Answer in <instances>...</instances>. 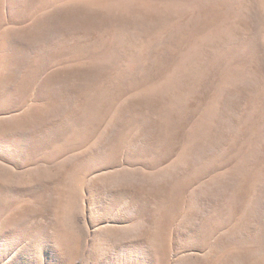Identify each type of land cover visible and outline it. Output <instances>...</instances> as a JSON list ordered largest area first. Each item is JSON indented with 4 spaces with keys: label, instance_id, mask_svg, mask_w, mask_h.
Returning a JSON list of instances; mask_svg holds the SVG:
<instances>
[{
    "label": "rangeland",
    "instance_id": "1",
    "mask_svg": "<svg viewBox=\"0 0 264 264\" xmlns=\"http://www.w3.org/2000/svg\"><path fill=\"white\" fill-rule=\"evenodd\" d=\"M13 2L0 264H264V0Z\"/></svg>",
    "mask_w": 264,
    "mask_h": 264
},
{
    "label": "bare ground",
    "instance_id": "2",
    "mask_svg": "<svg viewBox=\"0 0 264 264\" xmlns=\"http://www.w3.org/2000/svg\"><path fill=\"white\" fill-rule=\"evenodd\" d=\"M12 1V5H13V1L14 0H11ZM15 1H17L16 3H18V0H15ZM33 1V0H32ZM3 2V1H2ZM9 2V1H8ZM27 2V1H26ZM38 2H40V1H38ZM15 3V4H16ZM36 3V2H35ZM43 3V2H42ZM10 4V3H9ZM14 4V6H16ZM22 4V3H21ZM20 4V5H21ZM47 4V3H46ZM2 5V4H1ZM0 5V7H2ZM32 5V4H31ZM36 6V5H35ZM43 6V5H42ZM59 6H63V5H59ZM20 7V6H19ZM26 7H27V5H26ZM32 7H34V5L32 6ZM32 7H30L29 6V8H31V9H33L34 10V8H32ZM37 7V6H36ZM28 8V7H27ZM55 8V7H54ZM56 8H58V7H56ZM31 9H29L28 11H30ZM37 9V8H36ZM4 10H5V8H4ZM33 10H31V12L33 11ZM7 11V10H6ZM12 11V10H11ZM21 11V10H20ZM22 11H23V9H22ZM27 11V12H28ZM34 12V11H33ZM33 12H32V14H33ZM2 13V12H1ZM14 13L15 14H17L15 11H14ZM22 13V12H21ZM23 13H24V11H23ZM35 13V12H34ZM14 14V15H15ZM9 15V14H8ZM13 15V14H12ZM21 15V14H20ZM28 15V14H27ZM26 15V16H27ZM29 15H30V13H29ZM19 16V15H18ZM17 15H16V17H18ZM24 16V15H23ZM25 16V17H26ZM46 16V15H45ZM77 16V15H76ZM2 17V16H1ZM6 17V16H5ZM21 17V16H20ZM42 17V16H41ZM40 17V18H41ZM4 18V17H3ZM1 19V18H0ZM7 19V18H6ZM76 19H77V17H76ZM21 20V19H20ZM20 20H16L15 19V21L16 22H18L19 23V21ZM78 20V19H77ZM1 21V20H0ZM4 21V20H3ZM3 21H2V23L1 24H3ZM25 21H26V18H25ZM65 21V20H64ZM8 22V21H7ZM58 22V21H57ZM66 22V21H65ZM64 22V23H65ZM79 22V21H78ZM16 26V25H15ZM15 26H14V28H15ZM26 26V25H25ZM79 26V25H78ZM2 27V26H1ZM20 27V26H19ZM7 28V27H6ZM5 28V29H6ZM25 28V27H24ZM31 28V27H30ZM30 28H28V26H27V29L29 30ZM21 29V28H20ZM34 30V29H33ZM43 32L42 33H40V34H43V33H46L47 32V28H45V27H43ZM65 30V29H64ZM8 31V30H7ZM14 30H13V28H12V31H11V33L13 32ZM24 31V30H23ZM32 32V31H31ZM1 33V32H0ZM16 33V32H15ZM18 33V32H17ZM29 33V32H28ZM27 33V34H28ZM31 34V33H30ZM14 36V35H13ZM18 37H20V36H18ZM65 37V36H64ZM14 39H16L17 40V42H19V38H16L15 36L13 37ZM43 38V36H41L40 37V39H42ZM37 40H38V38H36ZM51 39V38H50ZM60 39H61V36H60ZM65 39V38H64ZM67 39V38H66ZM2 40V39H1ZM0 40V41H1ZM9 40H13V39H9ZM67 40H69V39H67ZM3 42V41H2ZM11 42V41H10ZM34 42V41H33ZM49 43H50V41H48ZM56 42V41H55ZM59 43H60V41H59ZM58 43V44H59ZM17 44V43H16ZM58 44H57V46H58ZM64 44H66L65 43V41H64ZM9 45V44H8ZM29 45H35V42H34V44L31 42V40L29 41ZM28 45V47L29 48H31L30 46ZM38 45H40L39 43H38ZM56 46V45H55ZM3 47H4V45H3ZM2 47V48H3ZM7 47V46H6ZM8 48V47H7ZM6 48V49H7ZM14 48V47H13ZM25 48V47H24ZM42 48V47H41ZM44 48V47H43ZM48 48V47H47ZM79 48V47H78ZM5 49V51H7ZM10 49V48H9ZM18 49V48H17ZM37 49V48H36ZM49 49V48H48ZM45 50V49H44ZM73 50V49H72ZM11 51H12V49H11ZM18 51H20V50H18ZM24 51V50H23ZM32 51V50H31ZM13 52V51H12ZM37 52V51H36ZM42 52V51H41ZM5 53V52H4ZM3 53V54H4ZM9 53H11V52H9ZM38 53V56H39V51L37 52ZM43 53V52H42ZM46 53V52H45ZM75 53H77V52H75ZM79 53H80V51H79ZM81 53H82V51H81ZM41 54V53H40ZM47 54V53H46ZM71 54H73V53H71ZM18 55V54H17ZM23 55V54H22ZM36 55V54H35ZM45 55V54H44ZM52 55V54H51ZM70 55V54H69ZM75 55V54H74ZM19 56H20V54H19ZM19 56H17V58L19 57ZM41 56V55H40ZM39 56V57H40ZM79 56V55H78ZM77 56V57H78ZM38 57V58H39ZM42 57V56H41ZM44 57V56H43ZM42 57V58H43ZM46 57H48V55L46 56ZM63 57V56H62ZM38 58H36L37 60H38ZM49 58V57H48ZM68 58V57H67ZM81 58V57H80ZM40 60L39 61H41L42 63H38V64H42V65H44L43 64V59L41 60V58H39ZM45 59V58H44ZM51 59V58H50ZM50 59H46V61H48V64L46 63V61H45V63L47 64V65H49L50 63H49V60ZM53 59V58H52ZM51 59V60H52ZM71 59V58H70ZM14 60H16V58L14 59ZM14 60L11 62L12 63V65H15L16 63H17V61H15L14 62ZM18 60H19V67L20 66H23V65H25V68L26 67H28V69H26L27 70V72L25 73L24 71H22L21 70V72L23 73H25V75H24V73H23V75L22 76H18L16 79H14V80H12L11 79V77L12 76H10V78L7 80V83L9 84H11L12 83V81L15 83V85L17 86V90H19L20 91V93H23V91H24V88H26V90H28L29 89V87H31L32 86V83L34 82V80L36 79V77H37V73L40 71V70H42L41 68H40V66H38V64H32V62H31V59H29V60H27V61H25V59H24V57H19L18 58ZM22 60V61H21ZM50 60V61H51ZM59 60V59H58ZM57 60V61H58ZM67 60V59H66ZM73 60V59H72ZM78 60V59H77ZM31 63H30V62ZM34 61H35V59H34ZM74 61V60H73ZM58 62H63V59L61 60V61H58ZM64 62H66V63H68L69 61L67 60V61H65L64 60ZM63 62V64H66V63H64ZM70 62H72L71 60H70ZM34 63H36V62H34ZM53 64V63H52ZM51 64V65H52ZM57 64H59V63H57ZM61 64V63H60ZM41 65V66H42ZM11 66V65H10ZM46 65H44V68H46L45 67ZM50 66V65H49ZM43 67V66H42ZM48 68V67H47ZM14 69V68H13ZM12 69V70H13ZM21 69V68H20ZM19 70V69H18ZM13 73V72H12ZM14 74V73H13ZM48 75V74H47ZM14 76V75H13ZM56 78H58L59 79V73H57V72H54V73H51V74H49L46 78H45V80L42 82V84H41V86H42V89H43V91L41 92V93H45L46 95L47 94H49V92L51 91V90H53L54 88L51 86V83L54 81V80H56ZM54 83V82H53ZM7 84V85H8ZM12 85H13V83H12ZM40 86V85H39ZM55 87V86H54ZM10 88V87H9ZM1 90V89H0ZM40 90V89H39ZM64 90V89H63ZM29 91V90H28ZM81 91V90H80ZM15 92V91H14ZM53 92V91H52ZM65 92H66V90H65ZM37 93H39V92H37ZM69 93V92H68ZM14 94H16V93H14ZM5 95V94H4ZM26 95V94H25ZM58 95V94H57ZM7 96V95H6ZM66 96V95H65ZM5 97V96H4ZM52 97V96H51ZM11 98V97H10ZM53 98V97H52ZM70 98V97H69ZM2 98L0 97V100H1ZM3 100V99H2ZM1 100V101H2ZM65 100V99H64ZM50 101V100H49ZM58 101V100H57ZM68 102H70V101H68ZM72 102V101H71ZM55 103V102H54ZM14 104V103H13ZM2 105V104H1ZM16 105H17V102H16ZM65 105V104H64ZM55 106V105H54ZM9 107V106H8ZM48 107H50V106H48ZM61 107V106H60ZM63 108V107H62ZM51 109V108H50ZM65 109V108H64ZM43 110V109H42ZM41 110V111H42ZM47 111H48V109H47ZM60 111V110H59ZM47 113V112H46ZM62 113V112H61ZM48 114V113H47ZM64 114H65V112H64ZM63 114V115H64ZM42 116V115H41ZM60 116H61V114H60ZM62 118V117H61ZM60 118V119H61ZM39 120V119H38ZM47 120V119H46ZM45 124V123H44ZM22 125V124H21ZM25 126V125H24ZM32 126H34V125H32ZM38 126V125H37ZM51 126V125H50ZM53 126V125H52ZM46 127V126H45ZM38 128V127H37ZM37 128L36 129H34V131L33 132H35L34 134H36V131L35 130H37ZM43 128V127H42ZM53 130H54V128H53ZM27 131V129L25 128V129H22V127H20V125H13V124H11V125H8V126H3V127H0V137H11V136H14V138H15V140H12V139H10V140H8V141H11V143L13 144V146L14 145H18V142H19V140L21 139V137H24V135H25V132ZM43 132H45V131H43ZM56 132V131H55ZM46 133H47V131H46ZM50 133H52V132H50ZM54 133V132H53ZM57 133V132H56ZM68 133H69V131H68ZM26 134H28V132L26 133ZM55 134V133H54ZM63 134V133H62ZM44 135H45V133H44ZM55 136V135H54ZM26 137H28V136H26ZM30 137V136H29ZM41 137V136H40ZM45 137V136H44ZM48 138L50 137V135H48L47 136ZM34 138V137H33ZM51 139H52V137H50ZM54 138V137H53ZM8 139V138H7ZM50 140V139H49ZM4 141V140H3ZM2 141V142H3ZM40 141V140H39ZM44 141V140H43ZM0 142H1V140H0ZM5 142V141H4ZM25 142V141H24ZM23 142V143H24ZM34 143V142H33ZM32 143V144H33ZM46 143V142H45ZM48 143H49V141H48ZM39 145H40V143H38ZM4 145V144H3ZM38 145V146H39ZM44 145V144H43ZM2 146V145H1ZM12 146V147H13ZM20 147V146H19ZM45 147V146H44ZM3 148V147H2ZM6 148V147H5ZM27 148V147H26ZM41 148V147H40ZM1 155V154H0ZM29 192V191H28ZM0 193H2V192H0ZM7 193V192H6ZM161 215V214H160ZM23 216V215H22ZM25 219V218H24ZM26 222V221H25ZM252 249H253V247H252Z\"/></svg>",
    "mask_w": 264,
    "mask_h": 264
}]
</instances>
